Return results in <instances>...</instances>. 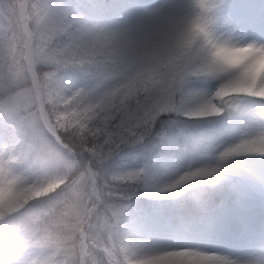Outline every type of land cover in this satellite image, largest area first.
I'll return each mask as SVG.
<instances>
[{
    "label": "snow or ice",
    "instance_id": "snow-or-ice-1",
    "mask_svg": "<svg viewBox=\"0 0 264 264\" xmlns=\"http://www.w3.org/2000/svg\"><path fill=\"white\" fill-rule=\"evenodd\" d=\"M0 264H264V0H0Z\"/></svg>",
    "mask_w": 264,
    "mask_h": 264
}]
</instances>
